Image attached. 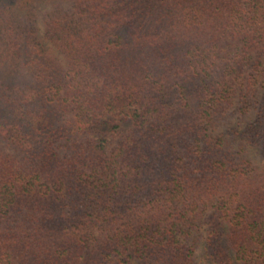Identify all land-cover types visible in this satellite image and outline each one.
<instances>
[{
	"label": "trees",
	"instance_id": "16d2710c",
	"mask_svg": "<svg viewBox=\"0 0 264 264\" xmlns=\"http://www.w3.org/2000/svg\"><path fill=\"white\" fill-rule=\"evenodd\" d=\"M264 0H0V264H264Z\"/></svg>",
	"mask_w": 264,
	"mask_h": 264
},
{
	"label": "rangeland",
	"instance_id": "374dc122",
	"mask_svg": "<svg viewBox=\"0 0 264 264\" xmlns=\"http://www.w3.org/2000/svg\"><path fill=\"white\" fill-rule=\"evenodd\" d=\"M262 164H264V161H262Z\"/></svg>",
	"mask_w": 264,
	"mask_h": 264
}]
</instances>
